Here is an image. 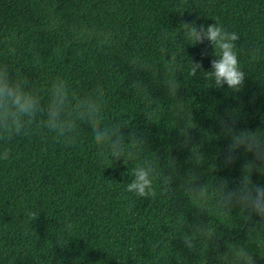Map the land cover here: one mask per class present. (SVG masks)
I'll list each match as a JSON object with an SVG mask.
<instances>
[{
    "label": "trees",
    "instance_id": "trees-1",
    "mask_svg": "<svg viewBox=\"0 0 264 264\" xmlns=\"http://www.w3.org/2000/svg\"><path fill=\"white\" fill-rule=\"evenodd\" d=\"M217 19L239 34L237 47L264 48V0H0V64L14 78H29L45 106L56 76L76 95L100 86L105 124L123 120L126 133L145 139L143 151L113 163L98 157L86 124L71 147L35 126L0 143V150L12 149L0 160V264H223L219 257L237 245L264 264L260 218L244 220L238 206L225 217L213 191L221 180L237 187L252 160L241 149L234 163H222L230 141L219 118L231 115L238 129L264 131V52L253 61L241 51L247 77L238 92L208 87L203 73L191 77L189 61L207 72L217 57L209 42L184 40L179 25ZM162 49L174 50L175 71ZM145 158L157 171V194L148 199L126 191ZM172 161L173 192L165 193L161 175ZM189 173L209 186L204 204L184 190ZM251 179L264 186L258 171ZM196 223L208 225L212 237L189 249L182 238Z\"/></svg>",
    "mask_w": 264,
    "mask_h": 264
},
{
    "label": "clouds",
    "instance_id": "clouds-1",
    "mask_svg": "<svg viewBox=\"0 0 264 264\" xmlns=\"http://www.w3.org/2000/svg\"><path fill=\"white\" fill-rule=\"evenodd\" d=\"M179 27L182 38L189 41L190 45L207 41L213 48V55L217 58L210 62L209 71L204 72L200 62H188L190 76L194 77L198 72L203 73L208 87L220 89L227 85L233 92L240 91L247 77L241 67V51L246 52L253 61L264 52L261 47H237V41L241 38L239 34L226 30L218 19L208 26L197 25L193 21L181 22ZM162 37L167 39V33H162ZM162 51L170 57V70L175 71L179 65L174 61V50ZM170 87L177 91L180 84L173 80ZM48 92L49 99L45 106L29 78L19 75L14 78L8 64H0V143L6 144L17 137L28 136L35 126L46 129L58 142L71 147L78 141L81 125L86 124L91 129L95 144L99 146L97 155L102 161L108 159L113 163L121 158L131 159L136 153L144 150V137L131 130L126 133L128 126L125 121L115 120L105 124V93L100 86L83 95H76L66 79L56 76L50 82ZM147 103L151 104L152 101L147 100ZM219 126L222 134L230 141L222 163H234L241 149L251 154L252 160L244 164L237 187L230 188L227 180H221L215 185L213 191L217 196L216 206L227 218L232 216L233 208L238 206L240 211L247 213L243 216L244 220H250L253 216L259 217L260 230H264V186L254 184L251 179L253 171L264 175V131L238 129L236 119L231 115L220 117ZM178 134L185 140L188 139L187 128H181ZM11 156L10 147L0 150V160L7 161ZM169 169L168 175H161L162 191L165 193L173 192L171 185L175 176L174 161ZM132 176L134 179L127 184V192L147 199L156 196L153 184L157 179V171L152 160L145 158L137 163ZM197 181L198 176L189 173L183 181L184 190L197 204H204L208 200L209 186ZM30 215L37 217L36 213ZM68 227L71 228V225ZM210 231L208 225L196 223L191 226L190 234L182 238L183 242L186 247L192 249L197 240H209L212 237ZM252 231L255 229L250 230ZM219 261L223 264H255L253 254L242 245H237L235 251H230V254L221 255Z\"/></svg>",
    "mask_w": 264,
    "mask_h": 264
}]
</instances>
